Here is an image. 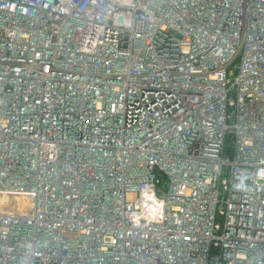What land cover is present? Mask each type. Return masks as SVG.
I'll list each match as a JSON object with an SVG mask.
<instances>
[{"label": "built area", "instance_id": "2783aa9c", "mask_svg": "<svg viewBox=\"0 0 264 264\" xmlns=\"http://www.w3.org/2000/svg\"><path fill=\"white\" fill-rule=\"evenodd\" d=\"M0 264H264V0H0Z\"/></svg>", "mask_w": 264, "mask_h": 264}]
</instances>
